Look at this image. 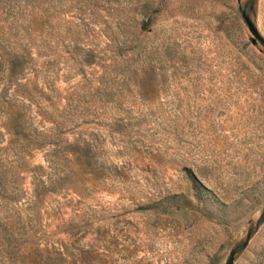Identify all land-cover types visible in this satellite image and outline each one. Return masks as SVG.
Returning <instances> with one entry per match:
<instances>
[{
  "label": "rangeland",
  "instance_id": "rangeland-1",
  "mask_svg": "<svg viewBox=\"0 0 264 264\" xmlns=\"http://www.w3.org/2000/svg\"><path fill=\"white\" fill-rule=\"evenodd\" d=\"M241 10L264 39V0H0V264H264Z\"/></svg>",
  "mask_w": 264,
  "mask_h": 264
},
{
  "label": "water",
  "instance_id": "water-1",
  "mask_svg": "<svg viewBox=\"0 0 264 264\" xmlns=\"http://www.w3.org/2000/svg\"><path fill=\"white\" fill-rule=\"evenodd\" d=\"M238 2V0H237ZM240 16L246 26L247 31L249 32L251 38H250V42L251 43H259L261 46L264 47V39L259 35L258 31L256 30L255 26L253 25V23L251 22L250 18L244 13V11H240ZM264 221V206L261 209V212L259 213V215L257 216L255 222H254V228H257L262 222ZM248 236L249 233L247 232L244 242L242 244V246L244 247L247 240H248ZM233 255H234V249H231L223 264H232L233 261Z\"/></svg>",
  "mask_w": 264,
  "mask_h": 264
},
{
  "label": "trees",
  "instance_id": "trees-1",
  "mask_svg": "<svg viewBox=\"0 0 264 264\" xmlns=\"http://www.w3.org/2000/svg\"><path fill=\"white\" fill-rule=\"evenodd\" d=\"M14 65L11 64V66L9 68H7V71H8V80L11 79V78H14L16 77V73H18L19 70H16L15 68H13ZM20 72V71H19ZM19 113L16 112V110H13V108L11 109H8L6 112H4V116H3V119H4V123H2L1 125H5V121L6 123H13L15 125V129L17 131V133H19L21 131V124L19 122ZM2 126V127H3ZM6 127L4 126V129ZM84 159L85 161H87V158L84 156ZM1 160V159H0ZM21 169V168H20ZM7 173L8 171H6L5 169H0V190L3 188L4 186V182H8L9 178L7 177ZM19 176H17L18 178ZM41 186L43 187V185L41 184ZM20 191V189H19ZM18 191V192H19Z\"/></svg>",
  "mask_w": 264,
  "mask_h": 264
}]
</instances>
